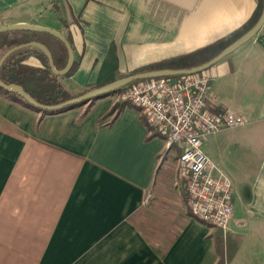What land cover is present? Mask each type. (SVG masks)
<instances>
[{
	"label": "crops",
	"instance_id": "crops-1",
	"mask_svg": "<svg viewBox=\"0 0 264 264\" xmlns=\"http://www.w3.org/2000/svg\"><path fill=\"white\" fill-rule=\"evenodd\" d=\"M258 4L0 0V28L70 32L80 65L62 84L78 96L222 40ZM207 74L209 109L250 122L203 146L234 186V217L222 231L241 244L229 264H264V27ZM117 96L47 116L0 96V264H218V229L192 215L177 164L167 160L173 153L163 160L164 139L151 137L145 114L126 104L104 121Z\"/></svg>",
	"mask_w": 264,
	"mask_h": 264
},
{
	"label": "built area",
	"instance_id": "built-area-1",
	"mask_svg": "<svg viewBox=\"0 0 264 264\" xmlns=\"http://www.w3.org/2000/svg\"><path fill=\"white\" fill-rule=\"evenodd\" d=\"M211 78L206 71L145 80L117 97L141 110L164 139V155L177 153V172L184 182L192 215L226 232L234 217V186L204 153L207 139L247 126L249 119L230 110L213 113Z\"/></svg>",
	"mask_w": 264,
	"mask_h": 264
},
{
	"label": "trees",
	"instance_id": "trees-1",
	"mask_svg": "<svg viewBox=\"0 0 264 264\" xmlns=\"http://www.w3.org/2000/svg\"><path fill=\"white\" fill-rule=\"evenodd\" d=\"M263 9H264V0H259L258 8L255 11L254 15L252 16V18L241 29L237 30L231 35L223 38L222 40H219L218 42L206 48L197 50L193 53L184 56L177 57L173 60L148 66L146 68L133 72L131 75L162 71V70L184 71V70H194L196 68H199L209 63L213 59H215L226 48H228L234 42H236L245 34H247L261 18ZM65 37L74 48L73 38L71 36V33L69 32L68 35H66ZM33 42L41 43L50 50L57 71L61 72L67 67L69 62V52L66 46L54 36L42 32L14 31V32L0 33V60L10 50ZM31 58L37 59L41 65L39 67L31 65L29 63V60ZM79 65L80 63L77 60H75L72 70L69 72V74L66 75L65 77H58L52 72L49 64V60L41 50L37 48H27L15 53L6 61V63L2 67L1 79L7 85H19L23 87L24 90L32 98H34L37 102H39L44 106L61 105L67 101L76 99L84 95L85 93H88L98 88H102L104 86H107L115 82L113 79H107L105 81H101L96 86L88 87L86 89V92H84L83 94L74 96L63 86L62 80L66 78H71L74 75L77 68L79 67ZM103 73H104L103 75L106 76V75H112L113 72H111V70H108V68L106 67ZM166 79H176V78H166ZM143 81L145 80L133 82L128 87L122 88L105 96H102L101 98L108 96H117L118 94L125 91L127 88ZM0 96L4 99L10 100L16 104L21 105L24 108L40 113L42 114V116H47L50 114H63L77 107H82L88 104L93 105V103L96 101V99H93L87 102V104L69 106L58 111L49 112L44 110H38L32 107L18 93L9 92L0 88ZM122 105H126V103L122 102L121 104L115 105L106 114V116L104 117V121H109V119H112L111 122H108V124H112L113 121L120 115L123 108ZM211 111L215 113L220 110L213 109ZM148 126L152 138L161 137L153 127H151L149 124ZM206 225L211 229L215 228L210 224H206ZM213 237L215 238L216 250L220 258L218 264H229L237 254V251L241 244V238L233 237V236L225 237L223 231L220 229H218L217 232L214 233Z\"/></svg>",
	"mask_w": 264,
	"mask_h": 264
},
{
	"label": "water",
	"instance_id": "water-1",
	"mask_svg": "<svg viewBox=\"0 0 264 264\" xmlns=\"http://www.w3.org/2000/svg\"><path fill=\"white\" fill-rule=\"evenodd\" d=\"M264 27V9L261 18L257 22V24L243 37H241L239 40L234 42L232 45H230L228 48H226L219 56H217L215 59L210 61L209 63L196 68L194 70H184V71H175V70H162V71H155V72H148V73H143V74H137V75H131L127 78L120 79L118 81H115L107 86H104L102 88L95 89L93 91H90L76 99L67 101L61 105L58 106H44L37 102L34 98H32L25 90L23 87L19 85H7L5 84L2 79H1V71L2 67L6 63V61L15 53L27 49V48H37L41 50L46 57L49 60V64L51 67L52 72L58 76V77H65L66 75L69 74V72L72 70V67L75 63V52L72 47V45L69 43L67 38L59 33L58 31H54L48 28L44 27H39V26H32V25H25V24H20V25H15V26H9V27H2L0 28V33H6V32H14V31H31V32H42V33H47L55 38L59 39L67 48L69 52V62L67 67L59 72L56 70L54 60L52 53L50 50L43 44L41 43H30L27 45L19 46L16 47L9 52H7L2 59L0 60V88L3 90L9 91V92H14L18 93L26 102H28L32 107L38 109V110H44V111H58L61 110L65 107L69 106H74V105H79V104H87V102L96 99L98 100L102 96H105L107 94H110L112 92H115L117 90H120L122 88L128 87L130 84L136 81H142V80H150V79H157V78H177L181 76H186V75H193V74H198L204 71L209 70L213 66H215L217 63L225 59L226 57L230 56L233 54L235 51H237L239 48L242 46L246 45L248 42L253 40L259 32L262 30Z\"/></svg>",
	"mask_w": 264,
	"mask_h": 264
},
{
	"label": "rangeland",
	"instance_id": "rangeland-1",
	"mask_svg": "<svg viewBox=\"0 0 264 264\" xmlns=\"http://www.w3.org/2000/svg\"><path fill=\"white\" fill-rule=\"evenodd\" d=\"M119 95H121V93L120 94H118V96L117 97H119ZM117 99V98H116ZM115 99V100H116ZM122 102L121 101H117V103H116V105L117 104H121ZM206 149V148H205ZM205 153H206V151H204ZM177 159H178V154L177 153H173V154H170V156L168 157V159L167 160H172V161H174L176 164H177Z\"/></svg>",
	"mask_w": 264,
	"mask_h": 264
},
{
	"label": "flooded vegetation",
	"instance_id": "flooded-vegetation-1",
	"mask_svg": "<svg viewBox=\"0 0 264 264\" xmlns=\"http://www.w3.org/2000/svg\"><path fill=\"white\" fill-rule=\"evenodd\" d=\"M165 159H166V155H164V157H163V160L165 161Z\"/></svg>",
	"mask_w": 264,
	"mask_h": 264
}]
</instances>
